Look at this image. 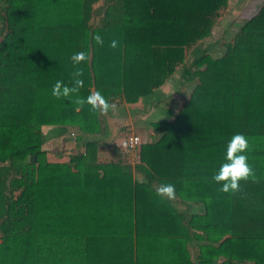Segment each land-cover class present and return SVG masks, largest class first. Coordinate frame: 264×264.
<instances>
[{"label":"trees","instance_id":"obj_1","mask_svg":"<svg viewBox=\"0 0 264 264\" xmlns=\"http://www.w3.org/2000/svg\"><path fill=\"white\" fill-rule=\"evenodd\" d=\"M229 1L0 0V264H264V2L216 56ZM75 68L79 93L53 96ZM95 92L167 113L117 147L105 114L75 103ZM45 125L75 143L69 161L48 159ZM236 133L259 182L230 195L212 176ZM106 145L118 154L104 158Z\"/></svg>","mask_w":264,"mask_h":264},{"label":"clouds","instance_id":"obj_2","mask_svg":"<svg viewBox=\"0 0 264 264\" xmlns=\"http://www.w3.org/2000/svg\"><path fill=\"white\" fill-rule=\"evenodd\" d=\"M96 40L102 44V38L97 36ZM112 46H116V42H112ZM87 59L84 52L74 53L71 57L73 65H79ZM73 86L64 85L62 81H57L53 86L52 94L56 98L70 97L72 94H78L83 87L84 82L81 77L83 71L80 68H75L73 72ZM75 103L83 106L85 103L91 106L92 111H98L100 114H107L109 110L114 109L115 105L110 104L99 92L89 95L86 99L77 95ZM252 150L247 136L243 133H236L231 136L226 144L225 162H223L218 171L212 176L218 185L220 191L234 195L242 192L241 182L251 181L259 182L255 168L248 162V152ZM155 193L162 200L173 201L176 199L175 186L172 183H161L155 190Z\"/></svg>","mask_w":264,"mask_h":264},{"label":"crops","instance_id":"obj_3","mask_svg":"<svg viewBox=\"0 0 264 264\" xmlns=\"http://www.w3.org/2000/svg\"><path fill=\"white\" fill-rule=\"evenodd\" d=\"M242 1V0H241ZM236 2H239L238 0ZM262 5L264 0H257L256 4L259 3ZM237 5H240V3H236ZM261 7V6H260ZM169 95L177 99V91L173 89H169ZM183 99V97H179L178 99ZM185 100V99H184ZM182 100V102L184 101ZM170 101V100H169ZM168 101V106H170ZM111 104L115 105L114 109H111L108 111L107 114H105V120H106V127L108 130V143L112 145H116L117 147L124 146L126 142V134L127 131L125 129L130 128L129 130H133L139 133H142L145 137L149 136V129L148 126H150L151 122L157 121L163 116L166 115L165 110H161L159 106L155 105H132L127 103H120V102H112ZM125 104L128 105V108H125L123 110V106ZM154 111H158L159 115L156 119L152 118L151 113ZM156 111V112H157ZM157 112V113H158ZM162 112V113H161ZM151 115V117H150ZM43 131L45 134V142L43 144V147L45 150H47L48 159H61V157H64V161H69V155H66V152H69L72 156V154H76V150L74 149L75 143L71 140L67 139V142L65 144V141L63 140V136L60 135V130L57 126H44ZM105 133V131L103 132ZM125 133V134H124ZM59 138L61 139L60 145L57 146V148H48V144L51 139ZM53 150H56L55 152H52ZM104 158H113L116 154H118L117 149L115 146L110 147V145H106L103 149ZM56 155H59L60 158H57ZM67 156V157H66ZM66 157V158H65Z\"/></svg>","mask_w":264,"mask_h":264},{"label":"rangeland","instance_id":"obj_4","mask_svg":"<svg viewBox=\"0 0 264 264\" xmlns=\"http://www.w3.org/2000/svg\"><path fill=\"white\" fill-rule=\"evenodd\" d=\"M236 1L237 0H230L229 1L230 4H231L229 6L230 7L229 9H231L232 13L231 12L228 13L225 16L224 21H222L214 29V38H213L214 42H212L213 46L210 48V51H211V53L213 55H216V56L221 55V53H222L221 50H222V46H223L222 43L224 41L223 37L225 35H228L233 30H236L237 29V25L241 24V22H242V20H243V18L245 16L250 15L251 13L254 14L256 12V10H258L260 8V6H261L260 2L256 4L257 0H242V1L238 0L239 2H236ZM101 3H103V1ZM236 3H240V5H237ZM232 7H233V9H232ZM209 42L211 43V40H209ZM177 97L179 98L180 96H177ZM173 99H175V98H173ZM182 100L183 99L181 98V101ZM154 101H155L154 99H151L149 101V103H151L153 105ZM174 106H175L174 102L170 104L171 108H174ZM131 107H132V105H131ZM122 108L124 110L125 108H128V105L125 104V106H123ZM156 111L153 110V112L151 113L152 118H154V119H156L157 116L159 115V112L157 111L158 112L157 113ZM151 115H150V117H151ZM60 141H61V139H59V138L51 139L49 144H48V148H51V147H53L54 149L57 148V146L60 145ZM65 144H66V142H65ZM55 151L56 150H53L52 152H55ZM65 154L69 155V158L71 157L70 156L71 154H69V152H66ZM56 157L60 158L59 155H56ZM64 160H68V158L64 159V157H61V159H56V160L51 159L50 161L64 162ZM136 176H137V178H141L140 174L136 173ZM191 250L193 252L194 260L197 261L198 260L197 259L198 249L196 247H191ZM169 262H171V261H169Z\"/></svg>","mask_w":264,"mask_h":264},{"label":"built area","instance_id":"obj_5","mask_svg":"<svg viewBox=\"0 0 264 264\" xmlns=\"http://www.w3.org/2000/svg\"><path fill=\"white\" fill-rule=\"evenodd\" d=\"M142 143L140 137L130 134L125 146L124 157L130 161H137L139 158V145Z\"/></svg>","mask_w":264,"mask_h":264}]
</instances>
